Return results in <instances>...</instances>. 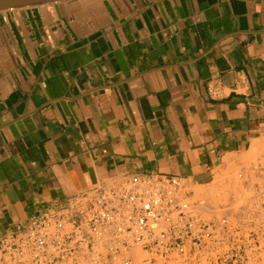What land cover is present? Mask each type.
<instances>
[{
  "label": "crops",
  "instance_id": "crops-1",
  "mask_svg": "<svg viewBox=\"0 0 264 264\" xmlns=\"http://www.w3.org/2000/svg\"><path fill=\"white\" fill-rule=\"evenodd\" d=\"M263 140L264 0L0 13V242L134 176L210 186Z\"/></svg>",
  "mask_w": 264,
  "mask_h": 264
},
{
  "label": "built area",
  "instance_id": "built-area-1",
  "mask_svg": "<svg viewBox=\"0 0 264 264\" xmlns=\"http://www.w3.org/2000/svg\"><path fill=\"white\" fill-rule=\"evenodd\" d=\"M212 204L179 177L134 176L30 219L0 264H264V154Z\"/></svg>",
  "mask_w": 264,
  "mask_h": 264
},
{
  "label": "rangeland",
  "instance_id": "rangeland-1",
  "mask_svg": "<svg viewBox=\"0 0 264 264\" xmlns=\"http://www.w3.org/2000/svg\"><path fill=\"white\" fill-rule=\"evenodd\" d=\"M264 154V140L254 144L250 153L241 160L242 164L255 162ZM235 165H228L224 171L217 174L215 182L210 186L190 187V191L195 194V200L201 196H205L212 204H225L231 194L238 191L237 183L233 180L235 176Z\"/></svg>",
  "mask_w": 264,
  "mask_h": 264
},
{
  "label": "water",
  "instance_id": "water-1",
  "mask_svg": "<svg viewBox=\"0 0 264 264\" xmlns=\"http://www.w3.org/2000/svg\"><path fill=\"white\" fill-rule=\"evenodd\" d=\"M67 0H0V13L27 8H36Z\"/></svg>",
  "mask_w": 264,
  "mask_h": 264
},
{
  "label": "bare ground",
  "instance_id": "bare-ground-1",
  "mask_svg": "<svg viewBox=\"0 0 264 264\" xmlns=\"http://www.w3.org/2000/svg\"><path fill=\"white\" fill-rule=\"evenodd\" d=\"M226 166V165H225Z\"/></svg>",
  "mask_w": 264,
  "mask_h": 264
}]
</instances>
